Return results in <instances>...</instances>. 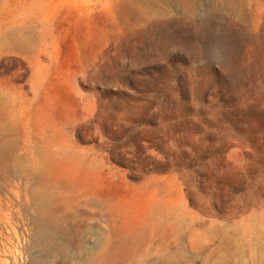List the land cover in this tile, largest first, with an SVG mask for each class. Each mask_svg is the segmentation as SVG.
I'll list each match as a JSON object with an SVG mask.
<instances>
[{"label": "rangeland", "instance_id": "374dc122", "mask_svg": "<svg viewBox=\"0 0 264 264\" xmlns=\"http://www.w3.org/2000/svg\"><path fill=\"white\" fill-rule=\"evenodd\" d=\"M0 144L17 264H264V0H0Z\"/></svg>", "mask_w": 264, "mask_h": 264}, {"label": "bare ground", "instance_id": "6f19581e", "mask_svg": "<svg viewBox=\"0 0 264 264\" xmlns=\"http://www.w3.org/2000/svg\"><path fill=\"white\" fill-rule=\"evenodd\" d=\"M177 1H179V2L183 1L184 3H187L190 0H177ZM7 152H8V145L7 144H0V159L4 158V156L6 155ZM11 240L12 239L7 237L5 232L0 231V264H17L16 263L17 261H14V260L10 259L12 254H11V251L9 250V246L8 245L12 242ZM52 245H53V241H52ZM45 247L46 248L50 247V244L49 243L46 244ZM54 251H55L56 254H59L62 251V245L61 244L56 245V249Z\"/></svg>", "mask_w": 264, "mask_h": 264}]
</instances>
